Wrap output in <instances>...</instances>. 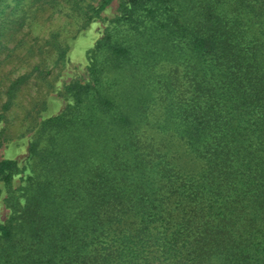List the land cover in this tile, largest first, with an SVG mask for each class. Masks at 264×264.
Instances as JSON below:
<instances>
[{"label":"trees","instance_id":"1","mask_svg":"<svg viewBox=\"0 0 264 264\" xmlns=\"http://www.w3.org/2000/svg\"><path fill=\"white\" fill-rule=\"evenodd\" d=\"M110 2L0 0V54L32 12L67 9L79 29ZM117 11L86 80L63 84L64 107L31 125L22 203L23 168L0 159V264H264V0ZM58 37L45 41L57 63ZM42 61L8 82L0 122L48 74Z\"/></svg>","mask_w":264,"mask_h":264},{"label":"rangeland","instance_id":"2","mask_svg":"<svg viewBox=\"0 0 264 264\" xmlns=\"http://www.w3.org/2000/svg\"><path fill=\"white\" fill-rule=\"evenodd\" d=\"M119 1L111 0L100 11L98 18L79 29V16L75 13H72L73 16L67 15V9L32 12L34 18L26 21L25 26L15 33L14 41L8 43V48L17 43L10 56L3 58L9 54L8 51L0 54V105L5 99L4 91L8 82L28 72L33 62L42 58L41 66L48 71L44 79H34V75L27 79L12 99L11 106L4 112V118L0 122V126H4L0 137V159H13L20 169L23 168L15 173L12 179V187L20 203L24 198L20 195L22 191L18 187L25 185L26 176L34 174L28 151L31 125L34 120L37 122L52 116L64 107L66 101L60 95L63 84L76 78L86 80V55L95 40L101 36L103 28L110 25V20L117 15ZM52 33L59 36L58 41L65 47L64 58L58 63L55 62L54 51L45 45ZM0 189V223H3L10 210L4 202L7 193L1 181Z\"/></svg>","mask_w":264,"mask_h":264}]
</instances>
